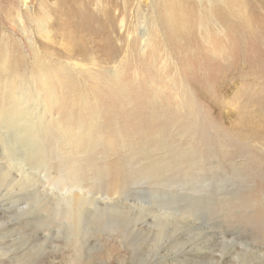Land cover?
<instances>
[{
	"label": "rangeland",
	"instance_id": "rangeland-1",
	"mask_svg": "<svg viewBox=\"0 0 264 264\" xmlns=\"http://www.w3.org/2000/svg\"><path fill=\"white\" fill-rule=\"evenodd\" d=\"M29 1L21 32L22 0H0V264H264V59L225 53L255 56L237 48L264 0H175L201 15L194 38L94 69L58 55Z\"/></svg>",
	"mask_w": 264,
	"mask_h": 264
},
{
	"label": "bare ground",
	"instance_id": "bare-ground-1",
	"mask_svg": "<svg viewBox=\"0 0 264 264\" xmlns=\"http://www.w3.org/2000/svg\"><path fill=\"white\" fill-rule=\"evenodd\" d=\"M217 1L218 0H215L214 2H217ZM233 1L234 0H231V4L233 3ZM174 2H175V0H55V2L48 3L47 0H38L37 1L38 5L35 7L33 14H40L41 13L43 16L41 15V17H40V15H36V16L34 15V17H32V21L35 20L36 23L38 24V27H40L43 32L45 31V33L50 32V30H52L53 27L57 31L61 30V33H63V37L65 38L63 40L65 42V44H64V48L60 51V53L58 55L71 59V61H73L75 63V66L83 65L86 63L89 65H92L93 66L92 69H94L95 66H101L105 63L120 62L118 64V66H119L120 64L123 65V62H125V60H127V59L133 60V59L137 58L138 56H142V54L145 55L149 49H151L152 47L154 48L156 43H158L160 41H163V43L166 44L168 42V38H172V40H175L177 45H180L181 47L184 46V45H182L183 40L188 39V37L194 38L193 34H192V30H194L195 27H197V25H198L197 20H199L200 18L202 19L201 15L200 16H190V15H199V14L198 13L188 14L187 13V12H189L188 9H185L182 6L176 5V4H174ZM242 2L247 4L248 13H257V11L259 10L260 5H258L259 3H256L255 0H242ZM22 3H23V6H25V9L19 11V14L17 16H14L12 14L8 15L9 22L15 28L21 29V32H23V30L28 26V21H29L28 17L32 13V11L29 10L30 1L29 0H22ZM209 4L210 5L212 4L211 6L216 8L217 16H219V19L223 20V19H226V17L231 18L233 16V10H231V8H230L231 5L227 6V8H226L227 10H223L221 5H219L217 3H209ZM261 5H264V1H263V4H261ZM224 11H228L229 16H225ZM260 13H261V11H260ZM261 17L264 18V16L259 14L257 16V20L262 24L261 26H264V23H263L264 19H262ZM248 19H250V18H248ZM223 22H226V21H223ZM160 23L162 24V26H160ZM247 24H248V26L245 27L246 29H244L246 31H243L241 33L242 34L241 37L243 39H246V41L243 43L241 40V42L243 44L240 45L238 48L237 47L236 48L239 50L243 49V50H247L250 52L252 51L255 53V56H253L251 53L250 54L252 56L250 54H247V53H240V52L238 53L236 50L233 51V48L232 49L226 48L227 51L226 52L224 51V52L229 53V55H231L230 57H232V62L233 61L237 62L239 60H242L243 62L251 63L253 60H256V59H259L260 61H262V59H264V43H263L264 33L263 32H256V31H258V27H257L258 24H256L255 18L253 21L248 22ZM161 27L163 28L162 31H161ZM193 27H194V29H192ZM227 27L232 28V25H228ZM54 28H53V30H54ZM36 30H38V29H36ZM247 33H248V36H247ZM258 33H263V34H258ZM185 35L187 37H185ZM53 36H55V35H53ZM38 38H39V36H38ZM47 38H48V36H47ZM248 39H258V40H260L261 43L257 44L254 42L255 46H253L254 45V43H253V45L251 47L250 44H248L249 43L247 41ZM22 40H19V41H22ZM52 41H54V40H52ZM249 41H251V40H249ZM253 41H255V40H253ZM30 44H31V47H33V44L32 43H30ZM229 46H231V45H229ZM234 46H235V44H234ZM18 50H19V47H18ZM184 50H187V49L185 48ZM55 52H56V50H55ZM224 52L222 51L221 54H223ZM236 52H237V54H236ZM207 54L208 53H205V54L202 53L199 55V58H201L202 61H204V62H202L201 60H196V61L202 62L201 63L202 67H203V64L207 63L208 67L211 66L210 72H212V71L216 72V69H217L216 67L219 68V70H220L219 73L232 71L231 68L227 69L228 64L223 62L222 59H218L216 57H210L209 54L208 55ZM25 56H26V54H25ZM220 56H218V57H220ZM27 57H28V55H27ZM34 57H36V56H34ZM28 62H29V60H28ZM23 64H26V63H23ZM70 64H71V62H70ZM230 65H232L231 62H230ZM27 66L28 65H26V67ZM63 66H61V67L63 68ZM82 67L83 66H81V69H82ZM128 67H130V66H128ZM24 68L25 67H23V70H24ZM67 68H68V66H67ZM71 68H73V67H71ZM105 68H106V66H105ZM78 69L76 71L80 72V75H81L82 70H78ZM3 71H4L3 72L4 76L13 79L14 73L12 71L10 72V71L5 70V69ZM90 71L91 70L88 69L87 73H91ZM31 72H32V69H31ZM40 72H41V70H40ZM16 73H18V72H16ZM64 73H66V72H64ZM92 73H95V72H92ZM215 74L217 75L218 73H213V75H215ZM74 75H76V74H73V76ZM36 77H38V76H36ZM3 78H5V77H3ZM21 80H23V79H21ZM101 80H102V78H101ZM41 81H42V79H41ZM47 81H48V79H47ZM21 82H22V85H24L25 79ZM14 84H15V82H14ZM26 84L28 85V83H26ZM24 88H25V86H24ZM11 94L13 97L17 96L18 104L20 105L21 99L18 97L19 92H18V95H17V92H13ZM33 96H35V94H33ZM36 96H38V95H36ZM26 100H27V98H26ZM23 102H24V100H23ZM30 103H32V102L30 101ZM12 106H14V105H12ZM14 112L17 115V113H16L17 111L14 110ZM25 112H27V110H25ZM32 113H34V112H32ZM6 117L10 118V116H6ZM35 118H37V116ZM0 119L3 120V118H0ZM10 121H11V119H10ZM20 121H18V122H20ZM2 123H3V121L0 124H2ZM22 124H23V122H22ZM24 124H26V123H24ZM11 127H12V125H11ZM0 129H1V127H0ZM12 129L15 130L14 128H12ZM12 129H10L9 131L12 132L11 131ZM1 130H3V129H1ZM3 132H4V130H3ZM1 134L3 135V133H1ZM9 134L10 133H7V135H9ZM18 134H20V133H18ZM10 138H11V135H10ZM12 139H10V142H12L11 141ZM0 147L3 148V146H0ZM6 150L7 149H5V152H6ZM1 152H3V151H1ZM1 155H0V157H1ZM102 200H104V199H102ZM169 211H170V209H169ZM214 225H215V223H214Z\"/></svg>",
	"mask_w": 264,
	"mask_h": 264
}]
</instances>
